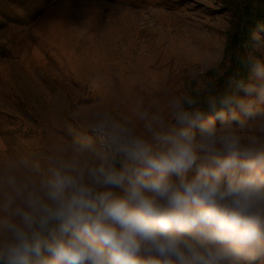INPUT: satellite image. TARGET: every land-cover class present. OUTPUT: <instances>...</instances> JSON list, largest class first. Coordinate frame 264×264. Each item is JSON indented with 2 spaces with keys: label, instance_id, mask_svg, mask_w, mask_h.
Listing matches in <instances>:
<instances>
[{
  "label": "clouds",
  "instance_id": "9594fccd",
  "mask_svg": "<svg viewBox=\"0 0 264 264\" xmlns=\"http://www.w3.org/2000/svg\"><path fill=\"white\" fill-rule=\"evenodd\" d=\"M250 71L208 100L215 118L178 98L151 140L101 123L100 147L0 176V264H264V65Z\"/></svg>",
  "mask_w": 264,
  "mask_h": 264
},
{
  "label": "rangeland",
  "instance_id": "374dc122",
  "mask_svg": "<svg viewBox=\"0 0 264 264\" xmlns=\"http://www.w3.org/2000/svg\"><path fill=\"white\" fill-rule=\"evenodd\" d=\"M233 15L228 0H0V137H88L92 146L93 126L128 122L148 138L141 125L158 116L157 85L167 123L185 97L215 118L200 93L231 66ZM262 29L253 32L264 40ZM253 32L246 84L251 65H264Z\"/></svg>",
  "mask_w": 264,
  "mask_h": 264
},
{
  "label": "crops",
  "instance_id": "0c3cea01",
  "mask_svg": "<svg viewBox=\"0 0 264 264\" xmlns=\"http://www.w3.org/2000/svg\"><path fill=\"white\" fill-rule=\"evenodd\" d=\"M63 59L64 57H60ZM151 81L150 84H153ZM166 87L155 86L153 93L159 95L158 116L164 113L166 103L160 102L165 97ZM157 95V96H158ZM141 125V131L149 134ZM88 137H0V176L6 172L16 169L19 174L24 175L33 166L39 165L41 171L46 172L50 167L53 158L77 157L79 150L84 146H89ZM146 139L151 140V135ZM83 139V140H82ZM91 144L98 148V143L91 136ZM90 155V153H87Z\"/></svg>",
  "mask_w": 264,
  "mask_h": 264
},
{
  "label": "trees",
  "instance_id": "16d2710c",
  "mask_svg": "<svg viewBox=\"0 0 264 264\" xmlns=\"http://www.w3.org/2000/svg\"><path fill=\"white\" fill-rule=\"evenodd\" d=\"M227 1V0H226ZM234 7V23L228 32L225 57L230 59L231 66L224 75L214 82L207 93L201 92L203 101L234 94L230 81H243L248 78L249 60L244 48L251 33L264 28L263 0H228ZM219 108V105H217Z\"/></svg>",
  "mask_w": 264,
  "mask_h": 264
},
{
  "label": "built area",
  "instance_id": "2783aa9c",
  "mask_svg": "<svg viewBox=\"0 0 264 264\" xmlns=\"http://www.w3.org/2000/svg\"><path fill=\"white\" fill-rule=\"evenodd\" d=\"M98 125H95L92 127L90 134L91 136L96 140V142L98 143V147H100L101 142H102V138L94 131V129L97 127Z\"/></svg>",
  "mask_w": 264,
  "mask_h": 264
}]
</instances>
